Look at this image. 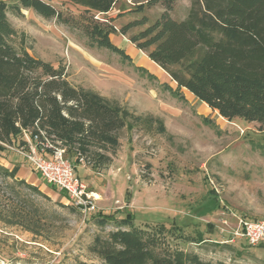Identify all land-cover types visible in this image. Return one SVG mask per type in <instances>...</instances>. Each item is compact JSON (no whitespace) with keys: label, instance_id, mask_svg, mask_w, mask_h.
I'll list each match as a JSON object with an SVG mask.
<instances>
[{"label":"rangeland","instance_id":"obj_1","mask_svg":"<svg viewBox=\"0 0 264 264\" xmlns=\"http://www.w3.org/2000/svg\"><path fill=\"white\" fill-rule=\"evenodd\" d=\"M5 1L10 5V22L27 33L16 42L22 39L34 56L64 66L73 85L117 101L140 119L131 118V126L117 133V147L95 145L90 154H83L84 163L65 144L84 183L100 195L96 213L66 206L70 204L65 193L47 184L28 157L15 150L18 140L3 144L1 163L19 165L18 176L50 197L40 199L57 217L45 236L0 224V240L7 244L0 248V264L101 263L89 247L97 234L116 225L101 227L96 217L98 212L116 210L121 217L131 212L136 226L156 232L158 252L182 250L206 264H264V245L231 240L239 218L264 217V131L258 122L222 117L186 88L176 94L165 86L176 89L177 83L147 50L130 40L151 26L165 6L149 0H119L111 14L97 13L96 18L110 20L118 30L140 22L125 35L111 34L112 41L131 56L129 60L107 48L87 45L79 29L45 19L31 8L17 12L13 8L17 0ZM46 1L66 12H80L68 0ZM190 6L191 0H175L170 14L184 19ZM98 153L111 159H97ZM177 226L185 237L178 236ZM198 232L203 233L202 242L190 238Z\"/></svg>","mask_w":264,"mask_h":264},{"label":"trees","instance_id":"obj_2","mask_svg":"<svg viewBox=\"0 0 264 264\" xmlns=\"http://www.w3.org/2000/svg\"><path fill=\"white\" fill-rule=\"evenodd\" d=\"M17 1L15 11L31 8L45 19L81 30L87 45L131 59L112 41L111 34L125 35L140 22H129L118 30L110 20L96 18L97 13L108 14L119 0H68L79 7L78 14L60 10L46 0ZM156 2L165 6L163 13L130 40L147 50L177 83L176 89L165 86L176 94L186 88L222 117L258 122L264 131V0H191L184 19L170 14L175 0H149L150 4ZM9 9V3L0 0V150L6 149L3 144L17 140L18 146L23 144V129L36 131L37 127L82 154H90L95 145L117 147V133L131 126V118H140L93 89L73 85L64 66L55 67L34 56L22 39L16 42L27 33L13 26ZM96 156L111 159L102 153ZM19 169V165L8 167L0 161V224L45 236L54 225L56 211L45 209L40 198L50 197L19 177ZM120 212L97 214L99 226L116 225L106 234H97L89 247L101 260L98 264H206L198 255L182 250L158 252L157 233L136 226L131 212L123 217ZM175 229L178 236L185 237L181 227ZM190 238L204 240L201 232ZM3 245L7 246L0 240V248Z\"/></svg>","mask_w":264,"mask_h":264},{"label":"built area","instance_id":"obj_3","mask_svg":"<svg viewBox=\"0 0 264 264\" xmlns=\"http://www.w3.org/2000/svg\"><path fill=\"white\" fill-rule=\"evenodd\" d=\"M23 140L24 143L16 146L15 150L28 157L47 184L62 190L65 200L81 212L88 214L98 210L97 194L78 175L65 143L49 138L40 127L36 131L23 129ZM78 156V161L84 163V155L79 152ZM232 235V241L240 239L251 246L264 245V217L239 218Z\"/></svg>","mask_w":264,"mask_h":264},{"label":"crops","instance_id":"obj_4","mask_svg":"<svg viewBox=\"0 0 264 264\" xmlns=\"http://www.w3.org/2000/svg\"><path fill=\"white\" fill-rule=\"evenodd\" d=\"M108 14H111V11L110 12H108ZM74 151H75V153H76V156H75V158L77 159V161H78V159H79V156H78V154H79V152H81L79 149H77V148H74L73 149ZM82 153V152H81ZM47 155H49V153H47ZM68 155H69V153H68ZM79 167H83L82 165H80ZM20 170V169H19ZM78 173V172H77ZM79 175V174H78ZM80 176V175H79ZM81 177V176H80ZM98 193V192H97Z\"/></svg>","mask_w":264,"mask_h":264},{"label":"bare ground","instance_id":"obj_5","mask_svg":"<svg viewBox=\"0 0 264 264\" xmlns=\"http://www.w3.org/2000/svg\"><path fill=\"white\" fill-rule=\"evenodd\" d=\"M97 194V193H96ZM97 197H100V195L97 194Z\"/></svg>","mask_w":264,"mask_h":264}]
</instances>
